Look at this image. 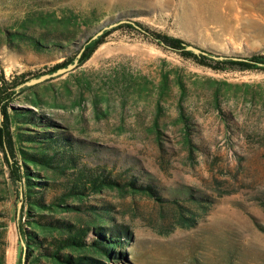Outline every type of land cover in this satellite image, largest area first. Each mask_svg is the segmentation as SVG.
<instances>
[{"label": "rangeland", "instance_id": "obj_1", "mask_svg": "<svg viewBox=\"0 0 264 264\" xmlns=\"http://www.w3.org/2000/svg\"><path fill=\"white\" fill-rule=\"evenodd\" d=\"M115 23L85 63L29 87L12 105L45 113L100 147L93 166L153 178L178 203L105 190L69 203L96 205L108 217L60 216L129 227L124 259L104 264H264V71L215 70L149 33L245 60L264 53V0H0V86L2 74L11 81L47 73ZM126 23L146 30L120 28ZM188 137L194 154L184 147ZM22 193L15 159L0 145V264L21 261ZM190 194L212 203L196 205ZM183 214L196 224L181 226Z\"/></svg>", "mask_w": 264, "mask_h": 264}, {"label": "trees", "instance_id": "obj_2", "mask_svg": "<svg viewBox=\"0 0 264 264\" xmlns=\"http://www.w3.org/2000/svg\"><path fill=\"white\" fill-rule=\"evenodd\" d=\"M124 27L132 31L146 30L140 23L120 26ZM149 33L158 44L164 43L183 57L215 70L264 71V53H256L240 61L217 59L186 51L181 39ZM108 35L109 32L105 31L97 39H89L78 66L93 55ZM17 36L19 35L15 34L14 38ZM19 38L25 39L23 36ZM30 40L36 47H46L34 38ZM79 53L67 57L47 73L36 77L15 76L9 81L4 74L1 75L0 145L6 154L10 152L14 157L16 178L23 187V198L20 200L23 204L18 217L23 250L20 264H104L103 260L114 262L124 259L125 253L120 249L132 237L129 227L103 226L98 224L99 221L96 222L97 225L77 223L60 216L64 213H87L94 219H98V215L108 217V211L97 212L100 207L96 205L74 204L69 203L70 200L84 201L105 190H118L127 191L131 195H142L160 204L178 203L174 196H163L158 182L153 178H142V175L132 173L131 169L125 170L124 174H117L105 164L93 166L89 160L98 155L101 148L60 129V122L51 116L31 108L13 107L15 97L30 89H18L20 85L67 67L74 63ZM33 106L39 108L40 104L34 101ZM183 120L185 130L190 134L191 122L185 116ZM13 125L17 128L16 136L12 131ZM15 137L20 145L19 152L15 147ZM188 141L184 147L194 154L197 146L192 144L189 137ZM8 163L12 167V163ZM191 194L189 199L196 205L205 207L212 203L211 197L206 194ZM3 199L0 195V201ZM262 204L264 206V201ZM196 221L195 217L184 214L179 220L184 227L194 226Z\"/></svg>", "mask_w": 264, "mask_h": 264}, {"label": "water", "instance_id": "obj_3", "mask_svg": "<svg viewBox=\"0 0 264 264\" xmlns=\"http://www.w3.org/2000/svg\"><path fill=\"white\" fill-rule=\"evenodd\" d=\"M117 26V23L115 24H110L109 26H106L104 27L103 29H101L99 32H97L93 37H92V40H95L97 39L99 36L103 35L105 31L113 28ZM163 45H165L163 43ZM184 47H185V50L186 51H189V52H193L194 54H197V55H207L206 52H204L202 49L198 48V47H195L193 45H187V44H184ZM81 53L80 52L78 55H77V59L74 61V63L72 64H69L67 67H64V68H60L58 69L57 71L51 73V74H45V75H42L38 78H33L27 82H25L24 84L20 85L18 87V89H22V88H26V87H32V86H36V85H39L41 83H44L48 80H51L53 78H57V77H60L62 75H65L73 70H75L78 65H79V58L81 57ZM218 59H224V57H220ZM21 198H23V193L21 195ZM22 204L23 202L21 201L18 205V212H17V216L19 217V214H20V211H21V208H22ZM24 244V243H23ZM23 261H24V258H23Z\"/></svg>", "mask_w": 264, "mask_h": 264}]
</instances>
